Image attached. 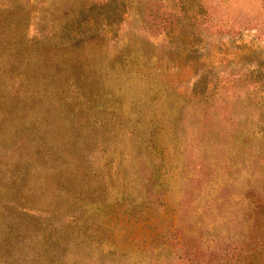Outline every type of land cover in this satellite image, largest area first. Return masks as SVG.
Returning <instances> with one entry per match:
<instances>
[{
	"label": "rangeland",
	"instance_id": "rangeland-1",
	"mask_svg": "<svg viewBox=\"0 0 264 264\" xmlns=\"http://www.w3.org/2000/svg\"><path fill=\"white\" fill-rule=\"evenodd\" d=\"M0 264H264V0H0Z\"/></svg>",
	"mask_w": 264,
	"mask_h": 264
}]
</instances>
